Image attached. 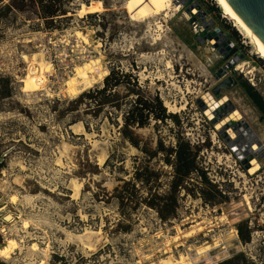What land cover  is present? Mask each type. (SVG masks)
Segmentation results:
<instances>
[{
  "label": "rangeland",
  "instance_id": "obj_1",
  "mask_svg": "<svg viewBox=\"0 0 264 264\" xmlns=\"http://www.w3.org/2000/svg\"><path fill=\"white\" fill-rule=\"evenodd\" d=\"M174 2L165 13L166 0H0V264H217L232 254L264 264V148L250 150L255 137L264 143V119L238 83L264 99V57L216 0ZM204 22L218 30L196 37ZM110 66L127 74L112 97L120 108L79 101ZM222 67L234 82L213 94ZM208 92L212 104L227 97L213 118ZM137 96L175 116L134 126V145L119 127ZM232 108L242 117L216 129ZM227 128L257 158L253 172ZM175 141L188 143L197 171L159 213L145 199L168 188Z\"/></svg>",
  "mask_w": 264,
  "mask_h": 264
},
{
  "label": "trees",
  "instance_id": "obj_2",
  "mask_svg": "<svg viewBox=\"0 0 264 264\" xmlns=\"http://www.w3.org/2000/svg\"><path fill=\"white\" fill-rule=\"evenodd\" d=\"M52 15V14H51ZM234 32V30H233ZM248 72V71H246ZM123 81H127V74L118 72L114 67L110 66L106 74L103 75L101 84L88 87L81 90L77 97L79 101L88 103V105H96V107H101L104 105H109L113 108H120L123 104L118 100L113 99L115 88L118 84ZM239 85H241L245 94L249 97L251 102L255 105L260 113V117L264 119V99L247 81L244 79H239ZM8 94V90L4 92ZM161 120L165 117H174V112H165V108L162 105L159 98L156 96L153 99H148L146 97L137 96L132 104H128L125 110L120 114L121 125L120 132L121 135L128 139L132 144L136 145V140L133 135L132 128L134 126H143L148 122L149 117ZM162 148L161 144L158 145ZM166 154L172 155V173L169 179L168 188L164 193L158 194L154 201H147L145 203L149 206L155 207L157 212H163L164 210H173L175 206L176 192L178 191V186H183V181L187 182V176L191 173L192 169L197 171L196 165L197 161L194 158V154L191 153L189 145L185 142L184 145L175 141L174 147H168ZM166 161H169L168 156L165 157ZM200 180L207 182L209 185H214L208 181L202 170L197 172ZM264 229V222L263 227ZM237 236L240 241H247L249 238L248 230L245 227V222H242L236 226ZM240 255L232 254L217 262V264H237V259ZM253 264V263H251Z\"/></svg>",
  "mask_w": 264,
  "mask_h": 264
},
{
  "label": "bare ground",
  "instance_id": "obj_3",
  "mask_svg": "<svg viewBox=\"0 0 264 264\" xmlns=\"http://www.w3.org/2000/svg\"><path fill=\"white\" fill-rule=\"evenodd\" d=\"M178 1L180 0H175V5H178ZM217 4H219V7H222L223 9V13H225V15L232 20L234 26L243 34L244 37L248 38V42H250V44L252 45L254 52H256L258 55L263 56L264 57V44L261 42V40L253 33V31L247 26V24L240 18V16L233 10V8L226 2V0H216ZM166 4L167 5H163V7H161V10H164L165 13H167V10L165 11L166 7L168 6V8L170 7V5L172 4V0H166ZM172 6V5H171ZM165 7V9H164ZM174 9V8H173ZM193 10V9H192ZM191 10V11H192ZM186 17H188V13L185 11L183 13ZM217 35H219L218 32H216ZM216 35V36H217ZM210 42L213 41L212 37H210ZM249 44V43H248ZM249 44V45H250ZM221 98L218 100V102H216L215 104H212V102H214V97L210 94V92H208L207 94H205L204 96V101H205V109H204V113L209 117V118H213L214 117V113L213 110H215V108H219L220 106H224L225 105V101L227 99L226 95H222L220 96ZM167 102V101H166ZM165 102V106L168 107V109L171 111V107L172 105H167V103ZM207 102V103H206ZM169 103V102H168ZM210 104V105H208ZM177 108V107H174ZM174 110V109H172ZM232 113L229 116L224 115L216 124H215V128L216 129H220L222 128V125H224L228 120L231 119H239L241 116L240 112L238 111V109L236 108H232L231 109ZM228 114V113H227ZM227 125V124H226ZM237 125V124H236ZM233 127V126H232ZM237 130V129H236ZM233 130L230 128L226 129L227 132V137L228 138H233V139H237V137H234L232 134H234V132H232ZM238 148V147H237ZM260 148H264V143L260 146H258V144H256L255 142L252 143V146H250V150H252L253 152H255V154L257 152H259L258 150H260ZM239 149V148H238ZM240 150V149H239ZM246 152H242L243 156L245 155ZM102 159H100L99 161L101 162ZM246 163L248 164L247 169H249V172H253L257 167H258V163H257V158L255 156L252 157V155L246 160ZM250 196V194L248 195ZM213 226V225H211ZM217 237V236H216ZM210 264H216V262L214 260H212V262Z\"/></svg>",
  "mask_w": 264,
  "mask_h": 264
},
{
  "label": "water",
  "instance_id": "obj_4",
  "mask_svg": "<svg viewBox=\"0 0 264 264\" xmlns=\"http://www.w3.org/2000/svg\"><path fill=\"white\" fill-rule=\"evenodd\" d=\"M181 2H183V0H181ZM226 2L233 8V10L240 16V18L247 24V26L253 31V33L264 44V0H226ZM191 7L192 6L189 5L188 8H191ZM190 21L193 22V19H190L189 22ZM202 25H203V27L196 34V37H203V36L209 37L211 32L213 33L214 31L218 30L215 27L211 32L206 31L204 27L207 26V23L204 22V23H202ZM231 62H232V60L228 61L229 64ZM226 65H228V64H226ZM224 74H225V68H223V67L220 68L218 70V72L214 73L215 78H219L220 76H223V77L217 83H215L212 86L211 92L213 94H215L220 88H223V87L234 82V78L231 75H229V74L224 75ZM217 108H215V110H217ZM215 110H213V113H215ZM227 122L229 123V122H231V120H228ZM235 123L237 124V122H235ZM242 134H244V131ZM244 135H246V134H244ZM254 139H255L254 141L258 145H260L261 141L258 140L256 137ZM234 140H236V139H234ZM227 143H228L230 149H232L236 158L240 159L242 162L245 163V166H247L246 160L251 155L247 154L244 157L242 152L236 147V143H233V140L230 139V140H228Z\"/></svg>",
  "mask_w": 264,
  "mask_h": 264
},
{
  "label": "built area",
  "instance_id": "obj_5",
  "mask_svg": "<svg viewBox=\"0 0 264 264\" xmlns=\"http://www.w3.org/2000/svg\"><path fill=\"white\" fill-rule=\"evenodd\" d=\"M194 23V22H193ZM194 26H196V25H194ZM200 30V29H199ZM237 147L239 148V145H237ZM231 151H232V149H230Z\"/></svg>",
  "mask_w": 264,
  "mask_h": 264
}]
</instances>
